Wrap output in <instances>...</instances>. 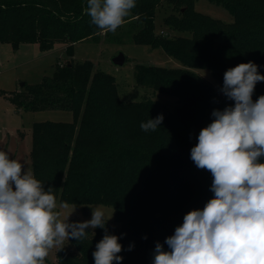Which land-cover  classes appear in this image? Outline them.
Instances as JSON below:
<instances>
[{
    "label": "trees",
    "instance_id": "trees-1",
    "mask_svg": "<svg viewBox=\"0 0 264 264\" xmlns=\"http://www.w3.org/2000/svg\"><path fill=\"white\" fill-rule=\"evenodd\" d=\"M209 1L226 8L234 20L198 11L196 0H135L124 19H136V43L161 47L184 65H136L137 83L174 97L171 108L154 99L125 102L111 75L74 59L75 42L102 32L86 12L87 0H0V42L14 47L37 42L44 50L67 44L68 59L51 75L7 96L17 112L73 113L69 122L33 124L32 175L46 190L53 188L57 202L111 205L118 222L86 229L80 241L70 238V244L59 245V264H94L92 253L105 234L119 237L120 264H152L156 242L164 244L187 213L214 198V177L197 168L191 149L213 122V110L235 102L194 69L211 70L222 87L225 72L241 63L254 62L264 75V0ZM164 2L172 8L163 19L171 34L155 30L156 10ZM262 95L264 81L257 82L253 102ZM158 115L164 117L160 128L141 130L142 122ZM258 162L264 163V156ZM164 250H170L166 244Z\"/></svg>",
    "mask_w": 264,
    "mask_h": 264
},
{
    "label": "clouds",
    "instance_id": "clouds-1",
    "mask_svg": "<svg viewBox=\"0 0 264 264\" xmlns=\"http://www.w3.org/2000/svg\"><path fill=\"white\" fill-rule=\"evenodd\" d=\"M135 7V0H87L86 12L101 30L114 32ZM257 68L249 61L225 72L220 91L234 106L214 109L213 122L191 149L197 168L214 177V198L202 210L187 213L165 238L169 251L156 242L152 264H264V163L258 162L264 156V95L252 100L264 75ZM163 119L158 115L140 128L156 131ZM56 209L53 188L46 190L0 151V264H44L52 248L70 238L80 241L86 229H105L108 220L102 207L92 208L91 220L71 223L73 212L61 220ZM118 239L105 234L92 253L94 264H120Z\"/></svg>",
    "mask_w": 264,
    "mask_h": 264
},
{
    "label": "rangeland",
    "instance_id": "rangeland-1",
    "mask_svg": "<svg viewBox=\"0 0 264 264\" xmlns=\"http://www.w3.org/2000/svg\"><path fill=\"white\" fill-rule=\"evenodd\" d=\"M195 7L198 11L224 22H232L233 15L222 5L209 0H196ZM172 11L169 4L164 2L155 14V30L157 33H174L163 23L164 17ZM136 19L124 20L114 32L102 30L96 37H89L74 43V59L76 61H90L96 70L111 75L118 88L119 96L125 102H137L145 99H154L174 108L176 99L160 93L149 85H139L135 77L136 65L143 63L159 67L176 68L184 65L175 57L167 54L163 48L136 43L132 34L138 29ZM67 44L57 42L50 50H44L37 42L20 43L14 47L12 43L0 42V151L8 154L10 159L21 163L22 171L32 174L30 151L32 148V127L35 122L73 120V113L68 110H38L17 112L8 99V95L23 87L25 84L39 83L44 76L51 75L56 64L65 62L67 58L65 48ZM122 53L125 61L117 64L114 57ZM203 78L208 80L223 96L220 91L222 84L212 73L205 68L194 69ZM62 202H57L56 211L60 212V219L69 216V222H83L91 220L92 208L102 207L107 222L118 225L115 218L114 207L107 204H93L87 207L69 204V208L60 207ZM75 207V210H74ZM87 212V214H86ZM64 245L70 244V239ZM57 247L49 251L44 264H59Z\"/></svg>",
    "mask_w": 264,
    "mask_h": 264
},
{
    "label": "water",
    "instance_id": "water-1",
    "mask_svg": "<svg viewBox=\"0 0 264 264\" xmlns=\"http://www.w3.org/2000/svg\"><path fill=\"white\" fill-rule=\"evenodd\" d=\"M113 61L117 64H122L125 61V56L122 53H120L114 57ZM87 210L91 211L88 207H87ZM86 214H87V212H86Z\"/></svg>",
    "mask_w": 264,
    "mask_h": 264
},
{
    "label": "built area",
    "instance_id": "built-area-1",
    "mask_svg": "<svg viewBox=\"0 0 264 264\" xmlns=\"http://www.w3.org/2000/svg\"><path fill=\"white\" fill-rule=\"evenodd\" d=\"M0 67H1V64H0Z\"/></svg>",
    "mask_w": 264,
    "mask_h": 264
}]
</instances>
